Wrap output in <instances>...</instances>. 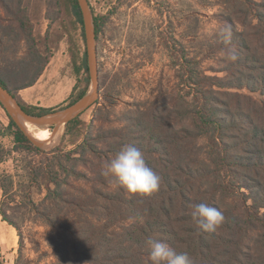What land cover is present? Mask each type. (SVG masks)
Returning <instances> with one entry per match:
<instances>
[{
  "label": "trees",
  "instance_id": "obj_1",
  "mask_svg": "<svg viewBox=\"0 0 264 264\" xmlns=\"http://www.w3.org/2000/svg\"><path fill=\"white\" fill-rule=\"evenodd\" d=\"M245 1L225 0L245 27L251 21L244 18L254 15L251 28L256 31L247 36L235 31L228 42L218 37L215 45L225 54L224 66L218 70L223 76L189 72L192 101L172 97L138 116L125 114L119 127L88 132L70 166L65 165L64 155L53 156L57 165L47 169L45 198L69 209L70 215L63 220L48 211L42 215L63 232L59 245L62 251L69 250L75 262L152 264L146 242L154 239L178 254L186 253L192 264H264V2L256 8L247 4L244 10ZM73 8L82 23L77 0ZM0 10V57H6L0 62V84L29 114L51 112L52 107L32 112L18 94L42 75L49 49H42L35 39L24 0H0ZM94 30L96 35L95 21ZM17 41L26 48L17 59L18 67L7 60L10 53L16 58L13 44ZM231 52L237 56L235 61L228 58ZM30 69L33 75L24 82H13L7 74L24 76ZM75 89L73 85L69 97ZM257 92L261 97L253 96ZM7 116L12 149L38 150ZM201 138L210 144L208 149L199 143ZM126 145L138 148L160 177L157 191L129 193L114 178L101 175L105 163ZM77 182L88 189L79 188ZM236 192L241 199L234 198ZM199 203L223 211L225 219L215 231L196 225L191 211ZM0 216L13 225L1 209Z\"/></svg>",
  "mask_w": 264,
  "mask_h": 264
},
{
  "label": "rangeland",
  "instance_id": "obj_2",
  "mask_svg": "<svg viewBox=\"0 0 264 264\" xmlns=\"http://www.w3.org/2000/svg\"><path fill=\"white\" fill-rule=\"evenodd\" d=\"M262 2L246 0L245 7H241L245 10L249 4L256 8L255 4ZM88 3L93 24L95 21L99 27L95 35L99 75L96 102L75 116V123L60 127L55 144H33L39 149L19 151L12 149L13 137L6 129L9 118L0 105V209L15 225L0 216L13 232L10 238L0 236V264H89L75 262L69 250L62 251L59 244L63 232L44 221L42 213L47 211L62 220L70 215L69 209L45 198L49 185L47 169L57 165L53 156L64 155L65 165L70 166L88 132L119 127L125 114L138 116L172 97L192 101L194 88L188 81L189 72L196 76L224 75L218 70L224 66L225 54L215 45L220 27L231 25L232 33L242 31L246 36L256 31L251 28L256 22L254 15L244 18L251 21L245 27L232 15L225 0ZM24 6L35 39L42 49L49 50L41 79L23 93L27 101H39L28 104L22 100L34 113H41L42 107L63 110L90 90L83 22L74 12L73 0H24ZM13 47L17 56L13 59L10 53L7 60L18 67L17 59L24 56L26 48L23 41H17ZM2 59L6 57H0L1 64ZM33 72L30 69L24 76L7 74L19 83L29 80ZM73 85L76 89L69 97ZM82 90L84 94L77 98ZM253 96L261 97L258 92ZM44 130L52 133L51 129ZM199 143L206 149L210 145L204 138ZM76 185L88 189L82 182ZM236 193L234 198L241 199L242 195ZM79 218L84 220L85 215Z\"/></svg>",
  "mask_w": 264,
  "mask_h": 264
},
{
  "label": "clouds",
  "instance_id": "obj_3",
  "mask_svg": "<svg viewBox=\"0 0 264 264\" xmlns=\"http://www.w3.org/2000/svg\"><path fill=\"white\" fill-rule=\"evenodd\" d=\"M232 31L231 25H224L220 27L218 35L228 42ZM228 58L235 61L237 56L231 52ZM101 175L114 178L118 187L133 194H150L160 187V177L147 166L142 152L133 145L124 146L106 162ZM191 216L199 229L208 232L215 231L225 219L222 210L206 203L194 205ZM146 243L152 264H192L186 253L178 254L162 240L149 239Z\"/></svg>",
  "mask_w": 264,
  "mask_h": 264
},
{
  "label": "water",
  "instance_id": "obj_4",
  "mask_svg": "<svg viewBox=\"0 0 264 264\" xmlns=\"http://www.w3.org/2000/svg\"><path fill=\"white\" fill-rule=\"evenodd\" d=\"M77 2L82 16L85 36L87 65L90 77L89 92L63 110L52 111L42 115H33L26 112L12 93L0 84V103L18 128L26 135L28 140L36 146H43L45 142L37 140L30 135L23 127L21 123L22 119L38 127L51 129L53 137L62 125H65L81 111L94 104L99 97V75L93 17L88 0H77Z\"/></svg>",
  "mask_w": 264,
  "mask_h": 264
},
{
  "label": "bare ground",
  "instance_id": "obj_5",
  "mask_svg": "<svg viewBox=\"0 0 264 264\" xmlns=\"http://www.w3.org/2000/svg\"><path fill=\"white\" fill-rule=\"evenodd\" d=\"M21 123L23 127L26 129V131L32 135L37 140H40L42 142H45V144H55L57 140V133L52 137V133H47L42 131V129H49L46 127H38L36 125H33L26 120L22 119Z\"/></svg>",
  "mask_w": 264,
  "mask_h": 264
},
{
  "label": "crops",
  "instance_id": "obj_6",
  "mask_svg": "<svg viewBox=\"0 0 264 264\" xmlns=\"http://www.w3.org/2000/svg\"><path fill=\"white\" fill-rule=\"evenodd\" d=\"M41 79V77H40ZM39 81V80H38ZM37 81V82H38ZM36 82V83H37ZM35 83V84H36ZM29 88V87H28ZM27 88H24V89H21L18 94L19 96L21 97V99L25 100L26 102H28V104H34V103H37V101L39 100H36V101H27L24 97H23V93L25 92ZM13 235V232H12V228H10L9 226H6L5 225V222L3 220H1L0 218V236H8L9 238Z\"/></svg>",
  "mask_w": 264,
  "mask_h": 264
}]
</instances>
